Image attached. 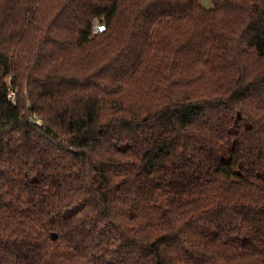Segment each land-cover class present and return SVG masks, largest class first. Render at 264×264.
I'll use <instances>...</instances> for the list:
<instances>
[{
	"label": "trees",
	"instance_id": "16d2710c",
	"mask_svg": "<svg viewBox=\"0 0 264 264\" xmlns=\"http://www.w3.org/2000/svg\"><path fill=\"white\" fill-rule=\"evenodd\" d=\"M213 1L0 0V264H264V0Z\"/></svg>",
	"mask_w": 264,
	"mask_h": 264
},
{
	"label": "built area",
	"instance_id": "2783aa9c",
	"mask_svg": "<svg viewBox=\"0 0 264 264\" xmlns=\"http://www.w3.org/2000/svg\"><path fill=\"white\" fill-rule=\"evenodd\" d=\"M106 29V25L104 22L101 21H97L94 25V32L98 33V32H103ZM8 97L10 100H12L14 103L16 102V91L15 90H11L8 94ZM39 123H41V120H38Z\"/></svg>",
	"mask_w": 264,
	"mask_h": 264
},
{
	"label": "rangeland",
	"instance_id": "374dc122",
	"mask_svg": "<svg viewBox=\"0 0 264 264\" xmlns=\"http://www.w3.org/2000/svg\"><path fill=\"white\" fill-rule=\"evenodd\" d=\"M200 2L207 9H210L214 6L213 0H200ZM11 90H14V89H11Z\"/></svg>",
	"mask_w": 264,
	"mask_h": 264
},
{
	"label": "water",
	"instance_id": "95a60500",
	"mask_svg": "<svg viewBox=\"0 0 264 264\" xmlns=\"http://www.w3.org/2000/svg\"><path fill=\"white\" fill-rule=\"evenodd\" d=\"M57 235L56 234H54V237H56Z\"/></svg>",
	"mask_w": 264,
	"mask_h": 264
}]
</instances>
